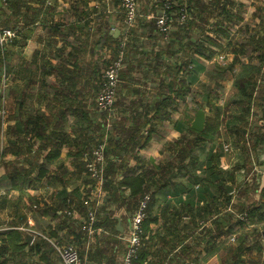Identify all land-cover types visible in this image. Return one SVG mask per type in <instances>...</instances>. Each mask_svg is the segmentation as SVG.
Listing matches in <instances>:
<instances>
[{
    "label": "crops",
    "instance_id": "crops-1",
    "mask_svg": "<svg viewBox=\"0 0 264 264\" xmlns=\"http://www.w3.org/2000/svg\"><path fill=\"white\" fill-rule=\"evenodd\" d=\"M153 1L156 0H140L139 7L141 9L139 8V13L145 14V18L142 17L145 20H154L152 17L153 9L158 7V4L152 5ZM159 1L157 0V2ZM207 1L213 2V0ZM223 2L234 10H242L248 13V18H250L247 21L251 24L248 26V34L256 33L264 37V0H261L263 4L258 6H256V0H223ZM121 8V0H24V20L19 23L21 31H18L15 38L17 39L16 44H10L4 49H0L1 53L8 50L9 61L14 66L15 71L8 76V78H12H9L7 82V89L9 91L11 87L14 88L15 86L21 89L22 91L19 93L22 94L24 102L27 103L26 108L31 110L32 114L35 115L36 112L40 111L49 116L47 104H54L61 110L62 108L71 110L67 114L62 129L60 126L55 129L54 123L47 127L45 122L40 123L39 129L45 128V134L54 132L66 139V142L59 147V155L51 158L48 156L53 147L47 146L44 149H38L41 141L37 138L32 139V150L24 155L13 154L12 152L4 153L5 149L10 148L6 146H9L17 135L14 128L15 120L3 122V124L10 125V130L5 133L6 128H3L0 139V263L3 260L11 263L13 259L20 264H62L58 252L50 248L51 246L43 244L45 240L50 245L52 244L51 241L59 244H74L79 249L80 254H84V257L81 256L82 261L88 264V252L95 250L93 248L98 245L97 243L101 239L106 240L107 238L105 234H102L100 228H98V230L100 229L99 238L96 237L98 230L94 224L93 230L89 229L88 214L81 204H86L83 198H87V192L90 188L89 178L83 169L82 161L74 155L77 151L76 141L82 135H86L88 138L96 135V122L93 121L95 120L94 112L92 113L94 107L88 106L87 110H90V114L93 115L89 116V122L86 118V122L79 125V112L76 113V108L70 104H90L93 100L98 102L97 97H94V90L89 95L93 89V81L89 82L86 91H83L85 86V82H83L79 88L82 92L78 94L72 85H68V81L62 79L64 75L60 74L59 69L55 68L54 65L60 59L65 58L67 59L65 70L74 69L77 65H74V60H77L78 63L80 56L89 58L92 51L98 52L96 56L100 54L111 57L113 42L104 38L107 32L117 39L125 36L128 30ZM10 16L11 24L15 26L17 19L13 14ZM222 22L226 23L227 20L224 15L218 13L209 20V24ZM141 23L143 28L144 20H141ZM101 25H103L102 30L98 32L97 30L101 28ZM141 32L142 30L139 33ZM80 37H82V42L79 41ZM143 38L140 36V41ZM98 39L101 41L98 43L99 46L95 47V41ZM21 41H23L22 53L19 50L21 45H18V42ZM140 41L131 48L134 52L131 51L132 56L126 71L127 77L122 82L125 85V87L123 85V93L127 95V101L136 104L131 107L125 106L136 113V121L138 122L135 135L136 144L138 142L140 144L145 143L146 136L144 133L147 127L152 126L153 132L148 144L144 147L139 145L133 147V142L127 146L125 141L119 142L116 147H108L109 160L112 165L106 171L103 184L110 181L116 189L113 190L114 193H109V191L107 193L102 188V193L101 195L98 193L97 199L98 204H102L103 201L106 202L104 206L108 212L115 213L116 228L120 234L114 237L121 239V246L125 243L131 215V211H127L123 205L118 207L113 202L116 196H121V200L128 196L127 191H124L123 186H119V183L126 176L142 173L147 183L153 185L151 188L152 213L150 217L156 219L155 222L151 223L147 233L152 238L145 244L146 257L142 264H225L227 256L221 257V251L225 249L227 243L237 247V254L228 255L230 264H264V143L261 141L252 142L253 137L251 138L247 133L245 135L247 144H244V139H241L234 132L233 125H227L232 115L231 111L230 115L229 112L226 113L225 122L222 123L224 133H227L228 138L225 137V140L218 141L220 136H225L220 131L215 144L209 145L208 141H203L204 149L203 147L195 148L200 157L197 166L198 173L195 178L202 179L207 174L211 150H214L220 158V168L224 170L226 182L231 187V191L228 193L234 194V202L258 208L257 216L253 223L239 221L244 223L241 224L237 221L242 218V214L236 212L233 219L237 223L233 225V222L229 224L231 218L229 212L221 213V221L227 225L224 231H227V227L232 224L231 233H224L215 244L206 240L203 247L198 249L199 253L193 258L188 257L189 253L183 255L185 253L184 246L193 241L192 237L183 239V235L187 232L185 225L187 226L190 221V214L194 212V207H196L194 205L201 202H198L197 197L192 198L191 193L187 192L190 180H195V178L177 175L178 178L175 177V180H170L168 186L160 187L164 182L160 181L156 166L178 153V147L166 146L182 135L181 131L175 128L174 123L181 114L173 111V107L176 105V95L159 93L156 90L159 87V85L156 87L158 80L153 79L152 75L147 76L149 65L154 56V53L149 54L152 53L153 49L157 51L154 48V42L152 45L142 47ZM101 45L103 46L101 47ZM81 47L83 49H80ZM13 53L15 54L13 55ZM232 59L233 56L229 58V61ZM239 69L240 65L236 64L235 71ZM83 70L85 75L87 70L86 68ZM19 71H22V78L16 74ZM61 72L64 73V71ZM65 77L67 78V76ZM203 77L201 73L199 76L200 83H203ZM227 77H230L231 80L226 82L223 78L220 83L221 85L227 84L226 89H229L230 92L232 91L234 73L230 72ZM199 86L201 85L199 84ZM154 87L156 93L153 91ZM60 91L61 94H59ZM166 95L169 96L166 99L169 106L165 110L171 113L173 121H170L169 118L163 122L156 121L164 111L143 112L142 105L159 104L162 99L166 98ZM200 102L202 101L200 100ZM253 109L255 110L254 121H257L264 131L263 113L257 111L254 106ZM1 112L2 109H0V119L5 121L2 119L4 116ZM58 112L59 110H56L55 115L57 117ZM193 116L195 117V114ZM130 117L132 118V116ZM150 118L155 122L141 127L142 123ZM74 122L76 123L73 125ZM108 128L105 129L107 135ZM83 129H86L84 134H82ZM203 136L206 137L207 135L203 134ZM55 141L58 140L55 139ZM14 148L17 149V147ZM203 151L205 158L202 155ZM27 158H29V162L26 163L25 159ZM16 167L22 168L23 173L13 180L11 173ZM41 167L47 169L45 174L41 173ZM102 196L103 200L101 201ZM107 196L109 201L106 199ZM187 198L192 200L190 208L182 205ZM71 199L73 200L70 204L71 211H68L66 214L68 217H65L63 212L64 201ZM182 211L186 212L183 214V218L179 219L178 214ZM230 211L233 214L235 210L230 209ZM12 231L23 234L25 238L23 252L18 253L16 259L12 257L11 249L19 245L21 241L18 243L8 241ZM85 232L88 233L87 237L84 235ZM28 233L33 236L30 242L26 239ZM50 233L52 236L49 238L47 235ZM107 234L109 232H106ZM17 236L19 239V235ZM232 237L235 238L232 240ZM5 241L8 242L10 248L3 252L1 247L5 246ZM101 246L106 249L108 243L107 246L100 244ZM122 260L123 253H119V246L116 245L115 253H102L94 262L89 261V264H122Z\"/></svg>",
    "mask_w": 264,
    "mask_h": 264
},
{
    "label": "trees",
    "instance_id": "trees-1",
    "mask_svg": "<svg viewBox=\"0 0 264 264\" xmlns=\"http://www.w3.org/2000/svg\"><path fill=\"white\" fill-rule=\"evenodd\" d=\"M197 1L198 0L172 1V5L167 10V14L171 20V23L174 22V29H172L173 31L171 32L169 31L165 40L163 39L165 32H162L157 28L155 20H145V14L141 12L138 14L133 26L128 28L125 36L123 35V37L116 39L111 34H109V32H107L104 38L107 40L110 39L113 42V51L111 55L112 60L108 58V55H103L105 58L103 57V59H99L101 55L96 56L98 52L95 53L92 51L90 53L91 57H87L86 64H83L81 60L78 61V63L77 60H74V65L77 64L74 69H68L67 71L65 70L67 63V59L65 58L60 59L59 62L54 65L55 68L59 69V73L64 75L62 79L68 81V85H72L74 91H76L78 94L82 92V90L79 88L83 82H85L83 91H86V86H89V82L93 81V89L89 95H91L94 90V97H98L102 86L101 79L104 77L107 66L119 56L121 51L123 52V68L119 75V83L116 89V101L112 116H110L109 112L99 109L98 103L95 100L90 102L92 105L83 103L70 104V106L76 108V113L79 112V125H83L86 122V118H88L89 122L90 110H87V108L88 106L94 107L92 109V113L94 112L95 117V120L93 121L96 122V135L90 138L86 137V135H82V137L78 139L75 144L77 151L74 155L80 159V161H82L85 172L86 168L83 160L84 152L92 150L100 143L106 142L105 154L108 162V171L112 165L111 161L109 160L108 147H116L121 141L127 142V146L133 142V147H137V145L144 147L149 142L150 135L153 132L152 126L146 128V132L144 133V136H146L145 143L140 144L138 142L136 144L135 135L138 128L136 127L138 124L135 116L136 113L132 111V109H127V106L125 107L124 105L127 102V95L123 93L124 84L122 83L127 77L126 71L128 70V63L130 62V57L132 56L131 51L134 52V50L131 48L136 44V42L140 41V36L148 37L152 42H154V48L158 47V49H156L157 51H154L153 49L152 53L149 54L152 55L154 53V56L152 57V63L149 65L150 68L148 69L147 76L152 75L153 79H157L159 81V87L156 88L158 92H160L162 89L168 88L166 90V94L173 93L176 95V105L173 107V111L179 112L181 114L180 118L175 120L174 123L175 128L181 131L182 135L179 139L172 141L166 146L178 147V153H176V155L174 154V156H171V159L166 160L164 163L158 164V166H156L158 171L157 175H159L160 181L164 182L160 185V187L168 186L170 180H175V177L178 178L180 175V177H197V166L200 157L195 151V148L203 147V141H208L209 145L216 143L215 141L219 136L217 131L218 125L224 123V120L222 119V121H220V118L228 111H231L232 115L230 120H228L227 125H233L234 132L240 136L241 139H244V144H247L245 140V135L247 133L251 138L253 137L252 142L261 141L264 143V131H262V128L259 126L258 122L254 121L255 110L253 109V106L256 107V110L261 111L263 113L262 115L264 116V37L259 36L256 33L248 34L247 32L249 25L243 16L242 10H234L232 7L227 6L223 0H219L221 11H219L218 14L224 15V18L227 20L226 23H217L215 24V28H212L211 30L207 19L200 18V20H198V16L196 17L194 14V18H187V21H184L183 24H179L177 19L182 17L183 14H192L196 7L194 3ZM1 3L0 20L2 26L4 28L15 29L18 33V31L21 29V25H19V23L24 20V0H1ZM162 3H164L163 0L157 2L159 9ZM198 3H200V1H198L197 4ZM209 5L210 4H208V6ZM163 6L164 4L162 7ZM208 6L203 4V8L206 9V11L208 10ZM200 8H202V6H200ZM240 8L242 9L241 6ZM158 10L157 6L155 9H153L154 12ZM11 14H13L17 19L15 26L11 24ZM211 14L212 12L209 13L208 16ZM4 15H6V17L3 19ZM141 20H144L143 28L141 25ZM237 24V31L239 33L232 35L229 27L236 26ZM243 24H245V30H242L243 27L241 26ZM216 25H218L217 30L225 36L224 38L227 39V42H222L220 39V36L222 35L216 31ZM102 26L103 25H101V28L97 30L98 32H101ZM140 30H142L141 33H139ZM210 33H213L214 35H211ZM81 38L82 37L79 38L80 42H82ZM125 38L126 40L124 41ZM161 39L162 43H159V40ZM16 40L17 39H14L11 45L14 43L16 44ZM98 40L95 41V47L99 46L98 43H100L101 39ZM163 40L166 42L164 47H162L164 42ZM102 46L103 45H101V47ZM80 49H83V47ZM230 50L233 52V59L231 61H227V63L219 62L218 57L221 54H225L227 58V54ZM236 64L240 65V69L238 71H235ZM100 65L105 67L104 72L102 70L103 67L101 68ZM83 68H86L87 70L85 75ZM60 70L64 71V73H62ZM14 72V66L9 61L8 50L5 53H1L0 51V109L5 110L4 118H2L5 121L0 119V139L3 128H6L5 133L6 131L9 132L10 125L6 123L12 120H15L16 122L14 128L17 135L15 140L11 141L9 146H6L10 148L5 149L4 153L12 152L13 154L17 155H24L32 150V139L37 138L41 141V145L38 149H44L47 146H52L53 149L49 153L48 157L51 158L58 156L59 147H61V145L66 142V139L64 136L61 137L60 135H56L54 132L45 134V128L40 130L39 126L40 123L43 122L46 123V127L54 123L55 129H57L58 126H60L62 129L64 123L66 122L65 120L67 114L70 113L71 110L65 108H62L61 110L58 109L54 104H47L46 108L50 112L49 116H47L45 112L40 111L36 112L35 115L32 114L31 110L26 108L27 103L24 102L22 94L19 93L22 91L21 89L15 86L14 88L11 87L8 91L3 87V80L5 79L4 81L7 82L6 77H8L10 73ZM230 72L234 73V80L232 91L228 99L223 105H220L219 95L214 94V91L209 89L208 95L206 96V104L209 109L213 111L214 116L206 117V131L204 130V132H200L193 129L191 127V122L194 119L193 115L204 106L201 105L203 104V102H201L199 108H197V106H195L193 109L190 108L191 93H195L194 96H196V94L199 92L195 88H198L199 84L203 85V83H200L199 80L200 74L202 73L205 78L211 80L215 86H217L221 85L220 81ZM16 74L22 78V71H19ZM65 76H67V78ZM2 89H4L3 93ZM59 94H61V91ZM55 95H57V93H55ZM4 96L5 102L3 100ZM86 96H88V93H86ZM167 96L168 95H166V98L162 99L159 104L152 103L151 105H142L143 112L149 113L154 111V113H157L159 111H164L162 115L158 116L159 119L156 121L163 122L166 121L167 118H169L170 121H173L171 113L166 112L165 110L167 106H169L166 101ZM10 97H12V99H10ZM56 110H59L58 117L55 115ZM256 115L258 116L259 114ZM107 116L109 119L112 117L110 119L109 126L106 124V121L108 122ZM130 116H132V118ZM3 122L6 123L3 124ZM153 122L155 121L151 118L146 119L142 123L141 127L147 126L148 123ZM75 123L76 122H74L73 125ZM130 124L132 125L130 128H128ZM107 127H109L108 135L105 133V129ZM251 128L252 130H250ZM85 130L83 129L82 134H84ZM203 134L207 136L205 137ZM55 139L58 141L56 142ZM14 147H17V149ZM204 148L205 147H203V149ZM28 159L29 158L25 159L26 163L29 162ZM41 168V173L45 174L47 169L44 167ZM22 173V168L19 169L16 167L13 173H11V177L13 180H15L17 177H20ZM88 183L90 184V188L87 192V198H83L86 204H81L86 209L88 218L90 213L89 209L95 211L96 221L94 223V227L97 230L100 228L102 234L107 236V238L105 237L106 240L101 239L99 241L100 243L98 242V245H96L95 248H93L94 244H92V248L95 250L88 252V259L90 262H94L102 253H115L116 245L119 246V253H123L125 243L121 246V239L114 237L115 235L120 234L116 228L117 219L115 217V213H111L106 210V206H104L106 204L105 201H103L102 204H98L97 186H99V183L97 181L91 182L89 180ZM119 186H123L124 191H127L128 196L122 200L121 196H116L113 199V202H115L118 207L123 205L127 211H131L130 218L137 209L140 199L146 193H150L152 196L151 188L153 185L147 183L146 178L142 173H134L133 175L124 177V179L119 183ZM227 187L228 183L226 182V177H224V170L220 168V158L218 153L214 152V150H211V158L207 169V174L202 179L195 178V180H190V183L188 184L187 192L191 193L192 198L197 197L198 202L200 201L201 203L194 205L196 207H194V212L190 214V221L188 222L187 226L185 225L187 232H185L183 235V239L186 240L192 237L193 241L192 243L186 244L184 246L185 253L183 255H187V253H189L188 257L193 258L199 253L198 249L203 247V244L206 242V240L215 244L217 239L222 237L224 233L230 234L232 224L235 225L239 221L253 223L255 217L257 216L258 208L249 205L245 206V204L234 202V194L228 193ZM102 188L106 190L107 193L108 191L109 193H114L115 191L113 190L116 189V187L113 186L110 181L104 183ZM91 190L92 193H90ZM106 199L109 201L108 196ZM102 200L103 196L101 201ZM72 202V199L64 201L63 212L65 213V217H68L66 214L68 211H71L70 204H72ZM151 202L152 201H150L149 204L147 218L143 221L144 235L142 239V246L139 249L136 258L133 259L132 264H142L144 262V258L146 257L145 244L152 238L151 235L147 234L150 230L151 223L156 221L155 218L150 217L152 213ZM182 205L190 208L192 206V200L187 198ZM230 209L235 210L233 214H231ZM185 212L186 211H182L178 214L179 219L183 218V214ZM228 212L231 215L229 224L232 222L233 223L230 227H227V231H224L227 225L223 224L221 221L222 215L220 214ZM236 212L241 213L242 215L246 214V219L241 218L235 222L233 215H235ZM239 223L244 224L243 222ZM100 229L96 231L97 238H99L98 234L100 233ZM106 232H109V234L106 235ZM87 234V232L84 233L86 237ZM12 235L14 236L12 237ZM17 235H19L20 240L18 239ZM47 236L50 238L52 234L50 233ZM11 237L8 241H16L17 243L21 241L19 245L16 244L17 246H14V248L11 249L12 257L16 259V255L23 252L25 238L23 234H19L17 231H12ZM5 242V246L1 247L3 252L8 251L10 248L8 242ZM43 244L46 246H51L50 248L54 249L52 244L50 245V243L45 240L43 241ZM100 244L107 246L106 249H104L105 247H100ZM224 248L225 249L221 251V257L227 256L225 259V264H230L228 262V255L237 254V247L227 243L225 244ZM80 255L84 257V254L82 255V253ZM0 264L20 263L12 259L11 263L7 260H3Z\"/></svg>",
    "mask_w": 264,
    "mask_h": 264
},
{
    "label": "built area",
    "instance_id": "built-area-1",
    "mask_svg": "<svg viewBox=\"0 0 264 264\" xmlns=\"http://www.w3.org/2000/svg\"><path fill=\"white\" fill-rule=\"evenodd\" d=\"M137 1L138 0H121V6L125 15L124 21L127 28L133 26L139 14ZM172 1L173 0H163L164 6L162 7V14L156 18V25L162 32L165 33L170 29L169 25L171 20L167 14V10L171 7ZM16 36L17 32L10 28H4L0 20V49H4L10 45ZM221 58L224 57L221 56ZM122 68L123 52L121 51L119 56L107 66L104 73L101 90L97 97L100 108L107 110L110 116L113 114V105L116 101V89L119 83V75ZM4 113L5 110L3 109L1 114L4 115ZM105 149L106 142H103L94 147L92 150H88L83 154V160L89 180L97 181L99 183V186H97L99 195L102 193V185L108 167ZM151 198V194L146 193L140 199L137 209L130 219L128 233L125 236V248L123 252L122 264H132L133 259L136 258V255L142 246V239L144 235L143 221L147 218ZM95 217V211L91 210L89 213L90 230H93V224L96 221ZM241 217L242 219H246V214L241 215ZM234 238L235 237H232V240ZM51 242L54 250L58 252L62 264H85L82 261L79 249L73 244L67 245L59 244L54 241Z\"/></svg>",
    "mask_w": 264,
    "mask_h": 264
},
{
    "label": "rangeland",
    "instance_id": "rangeland-1",
    "mask_svg": "<svg viewBox=\"0 0 264 264\" xmlns=\"http://www.w3.org/2000/svg\"><path fill=\"white\" fill-rule=\"evenodd\" d=\"M162 1V0H161ZM195 1V0H194ZM198 1H200V3H198L197 4V2ZM196 3H194L195 4V10H194V12L192 13V14H188V13H186V14H183L182 16L184 17V19H183V17L181 18H179V19H177L178 20V22H179V24H183L184 23V21H187L188 19L187 18H194L195 16H194V14L196 15V17H197V19L198 20H200V18H205V19H207L208 20V23H209V20L211 19V18H213V14H214V16L215 15H217V13H219V11H221V6H220V1L219 0H214L213 2H210V1H207V0H198ZM257 2H256V6H258V5H261V4H263V2H261V0H256ZM137 3H138V10H139V6H140V0H138L137 1ZM157 3V0L156 1H153L152 2V5H154V4H156ZM203 4L204 5H207L208 6V4H210L207 8H208V10L210 11H206V9H204L203 8ZM162 5H163V3H162ZM162 5H161V7H160V9L157 7V10L158 11H156V12H154L153 13V19L155 20V24H156V18L159 16V15H161L162 14ZM200 6H202V8H200ZM122 7V6H121ZM198 7V8H197ZM122 9V8H121ZM141 9V8H140ZM236 10V9H235ZM122 12H123V14H124V10L122 9ZM212 12V14L211 15H209L208 16V14L209 13H211ZM246 11H242V13H243V16L245 17V20H246V22H247V24L250 26L251 24H250V22H248L247 21V19H249L248 18V13L246 12ZM261 12V11H260ZM125 16V15H124ZM4 17H6V15H4L3 16V19H4ZM172 21H173V19H172ZM173 23L174 22H172V23H170V25H169V27H170V29L168 30V31H166V33H165V35H163V39L165 40L166 39V37L168 36V33H169V31L171 32V31H173L172 29H174V26H173ZM245 24H243L241 27H243V29L242 30H245V26H244ZM157 26V25H156ZM209 27H210V29L212 30V28H215V24L214 25H212V24H210L209 25ZM217 27H218V25H216V31L218 32V33H220L218 30H217ZM240 27V26H239ZM157 28L159 29V27L157 26ZM149 29V28H148ZM229 29L231 30V34L233 35V34H238L239 32L237 31V29H238V24L236 25V26H232V27H229ZM160 30V29H159ZM161 31V30H160ZM222 36H220V39L222 40V42H227V39H225L224 37V35L222 34V33H220ZM162 35V34H161ZM211 35H214L213 33L211 34ZM142 37H144L140 42H141V46L142 47H144V46H147V45H149V44H151L152 45V41H151V39H149L148 37H145V36H141V38ZM139 40H140V38H139ZM163 40V41H164ZM159 43H162V39L161 40H159ZM165 44H166V42L164 41L163 42V46L162 47H164L165 46ZM18 45H21L20 46V51H21V53L23 52V41H21L20 43L18 42ZM10 47V46H9ZM146 48V47H145ZM155 49H158V47H155ZM16 54H17V52H15ZM15 53H13V55L15 54ZM98 55H100V54H98ZM221 56H224V58H221ZM233 56V52H231V50L228 52V54H227V58H226V56H225V54H221L219 57H218V61L219 62H222V63H227V61H229V58L230 57H232ZM103 55H101L100 57H99V59H103ZM105 58V57H104ZM108 58H110L111 60H112V57H110V56H108ZM245 58V57H244ZM81 60V62L83 63V64H86L87 63V57L86 56H84V57H82V56H80L79 57V61ZM97 66H98V64H97ZM100 67L102 68L103 66H101L100 65ZM105 67H103L102 68V70H103V72H104V69ZM3 75H4V73H3ZM229 75V74H228ZM10 78V77H9ZM9 78L8 77H6V80H7V82H8V80H9ZM12 78V77H11ZM10 78V79H11ZM205 77H203V85H201V86H198V88H195L199 93L198 94H196V96H194V94H192L191 93V95H190V97H191V99H190V108L191 109H193L195 106H197V108H199L200 107V104H201V102H200V100L203 102V104H201V105H204L203 106V109H205V111H206V116H214V113H213V111H211L210 109H209V107L207 106V104H206V96L208 95V92H209V89L210 90H213L214 91V94H216V95H219V97H220V101H219V104L220 105H223L225 102H226V100L228 99V97H229V95H230V93H231V91L229 92V89H226L227 88V84H222V85H217V86H215V84L211 81V80H209V79H207V78H205ZM5 80V79H4ZM3 80V87L5 88V89H7V86H8V83L7 82H5ZM227 80H231V78L229 77H227V75L224 77V81H226L227 82ZM103 81V77H102V79H101V82ZM260 82V81H259ZM159 85V81H157V83H156V87ZM160 85H161V82H160ZM197 85V84H196ZM87 87V86H86ZM161 87V86H160ZM168 88H166V89H162V90H160V92H163L162 94H166V90H167ZM8 90V89H7ZM6 90V91H7ZM151 90V89H150ZM163 90H165V91H163ZM153 91H154V93H156L155 91V87H154V89H153ZM4 92V89H2V93ZM159 92V93H160ZM168 93V92H167ZM161 94V95H162ZM6 96H7V94H6ZM193 97V98H192ZM3 100H4V102H5V96L3 97ZM200 102V103H199ZM98 103V102H97ZM90 105H92V104H90ZM115 105V104H114ZM114 105H113V108H114ZM125 106H127V107H131V106H134V103L133 102H130L129 100L126 102V104H124ZM98 106H99V109H101L100 108V105H99V103H98ZM153 107H155V106H153ZM101 110H103V109H101ZM103 111H106V112H108L107 110H103ZM229 112V115H230V111H228ZM194 113V112H193ZM5 114V113H4ZM92 114V113H91ZM91 114H89V116H92ZM105 114V113H104ZM196 114V113H195ZM4 116V115H3ZM225 116H226V113L224 114V115H222L221 116V118H220V121H222V119L224 120V122H225ZM107 118H108V122L106 121V124H108V126H109V123H110V119L112 118H110L109 119V117L107 116ZM205 128H206V126H205ZM205 128H204V130H205ZM203 130V131H204ZM218 132H223L224 133V125H218V130H217ZM224 137H221L220 136V138L218 139V141H222V140H225V137L226 138H228L227 137V133H224ZM205 145H206V143H205ZM202 155H203V158H205V152L203 151L202 152ZM88 177V176H87ZM131 219V218H130ZM129 219V220H130ZM125 241V240H124ZM67 245H71V244H67Z\"/></svg>",
    "mask_w": 264,
    "mask_h": 264
},
{
    "label": "water",
    "instance_id": "water-1",
    "mask_svg": "<svg viewBox=\"0 0 264 264\" xmlns=\"http://www.w3.org/2000/svg\"><path fill=\"white\" fill-rule=\"evenodd\" d=\"M2 5L1 0H0V6ZM206 111L205 109L201 108L199 109L196 114L194 119L191 122V127L197 131L202 132L206 126ZM228 191H231V187H227ZM26 239L28 242H30L33 239V236L31 234L26 235Z\"/></svg>",
    "mask_w": 264,
    "mask_h": 264
}]
</instances>
